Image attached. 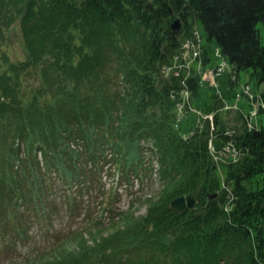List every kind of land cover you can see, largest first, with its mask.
Segmentation results:
<instances>
[{"label": "trees", "instance_id": "1", "mask_svg": "<svg viewBox=\"0 0 264 264\" xmlns=\"http://www.w3.org/2000/svg\"><path fill=\"white\" fill-rule=\"evenodd\" d=\"M262 28L264 0H0V242L27 239L30 224L53 233L60 208L102 209L16 264H264ZM195 31L203 68L216 47L229 87L243 86L240 97L258 106L251 131L243 112L219 111L218 97L213 124L180 134L178 105L185 91L199 94L201 72L164 71ZM213 138L239 152L223 181ZM155 159L161 186L144 201L148 213H115L119 186L145 188ZM181 197L196 207L176 212Z\"/></svg>", "mask_w": 264, "mask_h": 264}, {"label": "rangeland", "instance_id": "2", "mask_svg": "<svg viewBox=\"0 0 264 264\" xmlns=\"http://www.w3.org/2000/svg\"><path fill=\"white\" fill-rule=\"evenodd\" d=\"M262 36L264 40V29L262 28ZM11 43L13 44V51L19 55L22 53L21 47V36L19 31L12 32V39ZM216 47H214V55H213V62L207 68L205 74L202 78V85L199 91V94L193 98L192 101V108L195 112H191L188 115H185L180 119L178 123V130L180 134L184 137L188 136L191 133V129L195 128L198 125V112L201 115H208L214 112V106L216 104L218 97H223L229 102L230 104L236 103V95L242 91L241 86H238L236 89L229 87L228 78H229V69L222 73L216 78H212L209 74L211 68L218 65V56L216 55ZM241 81L243 84L249 82V72L243 71L241 73ZM262 90H264V85L262 86ZM247 99L245 97L240 100L241 106L245 108L246 113L249 116V106L247 104ZM235 113H232L234 116ZM216 145L220 146V139H216ZM227 169L223 163L219 165L218 173L223 181L226 176ZM144 177V176H143ZM118 177L116 175L115 180L110 178H104V184L106 187L103 186L101 189L96 187V190H100L101 193L104 192L105 189L111 187L114 182H118ZM116 186V185H114ZM145 188L139 186L137 183L135 186L129 187H121L119 186L120 190L116 193L115 197L116 200L114 201L115 208L114 211L117 213L118 211L128 210L129 208L133 211L135 216H145L148 213V206L144 203V201L151 196H155L159 193L161 182L158 175L154 172V177L151 178L149 181H144ZM100 193V194H101ZM94 199V198H93ZM97 200V198H96ZM132 200H136L132 205ZM101 208H76V212L74 216H70L66 208H60V212L55 216L54 219V226L51 227L53 233H47L45 230L40 231L38 234L34 229H37L34 224H30L28 227V237L23 241L16 240L15 243L11 242H0V264H16L20 261H26L30 258L28 255V251H30V247H35V243L41 244L42 242H49L53 239L58 237L65 238L66 234H69V230L73 231L75 229L81 228L84 226L87 217L85 214L89 212L95 216H100ZM111 213L113 211H109V213L104 215L106 224L112 218ZM117 219V217H116ZM106 226L105 234H109L112 231L111 227ZM42 245L37 246V248H42ZM32 250V249H31Z\"/></svg>", "mask_w": 264, "mask_h": 264}, {"label": "water", "instance_id": "3", "mask_svg": "<svg viewBox=\"0 0 264 264\" xmlns=\"http://www.w3.org/2000/svg\"><path fill=\"white\" fill-rule=\"evenodd\" d=\"M182 24L179 20L175 21L172 25V30L175 35H179L181 33ZM196 200L192 197H181L179 199L174 200L170 207L176 212H183L187 208H195Z\"/></svg>", "mask_w": 264, "mask_h": 264}, {"label": "built area", "instance_id": "4", "mask_svg": "<svg viewBox=\"0 0 264 264\" xmlns=\"http://www.w3.org/2000/svg\"><path fill=\"white\" fill-rule=\"evenodd\" d=\"M196 54H197V53H196ZM227 150H228L229 152H232V155H233L234 157L239 156V152H238V150H237L236 148L232 147V145H229V146L227 147Z\"/></svg>", "mask_w": 264, "mask_h": 264}]
</instances>
